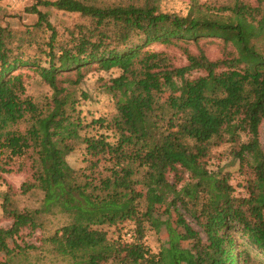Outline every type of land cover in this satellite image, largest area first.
<instances>
[{
	"label": "trees",
	"instance_id": "1",
	"mask_svg": "<svg viewBox=\"0 0 264 264\" xmlns=\"http://www.w3.org/2000/svg\"><path fill=\"white\" fill-rule=\"evenodd\" d=\"M163 2L27 0L22 25L0 18V222H10L0 252L9 251L6 235L32 234L43 215L62 214L68 222L42 244L63 264H264V0L192 3L186 14ZM53 11L83 21L59 29ZM210 45L221 55L211 57ZM95 72L110 75L92 93L84 86ZM32 75L48 87L40 100L27 93ZM133 81L175 96L135 95ZM100 93L113 110L96 116L89 107ZM224 145L243 177L237 185L212 167ZM77 150L80 168L68 162ZM12 173L26 176L22 195L41 192L39 208L19 207ZM151 195L168 222L177 213L191 249L171 223L162 248ZM149 230L158 252L145 242ZM39 249L18 245L5 264H43L30 257Z\"/></svg>",
	"mask_w": 264,
	"mask_h": 264
},
{
	"label": "rangeland",
	"instance_id": "2",
	"mask_svg": "<svg viewBox=\"0 0 264 264\" xmlns=\"http://www.w3.org/2000/svg\"><path fill=\"white\" fill-rule=\"evenodd\" d=\"M11 0H0V18H4V22L7 21L13 27H19L22 25V21L18 17V12L23 11V6L21 4H12L10 3ZM109 1H119V0H109ZM251 4L255 2V0H247ZM234 0H164L163 9L165 11L171 12H180L186 14L188 12L189 6L192 3L200 5H226L233 3ZM11 4V5H10ZM52 22H54L59 29L63 28H72L75 25L82 23L83 19L79 15H70V14H63L61 12L53 11V15L51 16ZM203 45L204 42H201ZM208 47V54L211 57H218L221 55V51L216 45H210ZM192 50H196L195 47H192ZM171 54L175 56L176 62L181 63L185 62V55H183L182 51L179 49H170L168 50ZM31 75V73L29 72ZM117 73H114L116 75ZM110 74L104 73H91L88 77L87 84L84 86L86 89H91L92 93L100 92L98 78L100 76H109ZM95 89V90H94ZM129 90L132 91L135 95L142 96V97H150L154 101L157 102H166L170 100L172 97L175 96L173 92H166L164 94H158L156 92L150 93L144 88L137 87L135 81L129 84ZM48 92V87L35 75L28 78L27 81V93L28 95L32 96L33 98L40 100L44 94ZM90 110L95 113L96 116L100 114H108L112 112V99L106 95L100 93L98 98L92 102L90 105ZM87 112V111H86ZM260 141L262 144V148L264 150V124L261 127L260 132ZM230 145H224L222 147L216 148L214 150V159L212 163L213 168H217V166H221L224 168V171H231L234 176V184L237 185L242 181V176L239 175L238 166L237 164H233V159L230 156ZM68 162L71 166L75 168H80L82 166V154L79 150L74 152L68 157ZM9 181H11L18 190V195L16 197L18 205L22 209H36L39 208L42 204L43 195L39 191L31 192L27 195H22L19 192L21 184L26 180L25 174H18L12 173L7 176ZM152 182H146L145 186H143L144 192L148 188L152 186ZM6 188L5 186L0 187V191H4ZM154 195V194H153ZM150 196V208H151V217L157 227L156 230L159 231L161 238H162V248L168 249L169 247V235L167 233L168 223L173 225L175 229L178 230L179 234L181 235L182 245L185 248H192L193 246V238L190 236H186L185 232L183 231L182 227L179 225L177 213H173V217L171 221H167V217L163 213L164 207L155 196ZM153 196V197H152ZM2 215L1 211V200H0V217ZM189 221H192L191 218L188 216ZM42 220V229H38L32 234H29L28 231H25L21 238H12L10 235H6V241L9 246V251L0 252V264H5L8 259V255L14 252L18 245L23 246L24 244H34L39 246V250H33L31 252L30 257L34 260L36 256L39 254L44 256L42 259L43 264H63V261L58 260L56 261L54 257L49 254V246L46 244H42L43 238L51 236L55 233V231L62 227L64 224L68 222V219L65 215L58 214V215H43L41 217ZM8 228L10 227L9 221H1L0 228ZM146 244L154 251L158 252L160 244L158 242L157 236L155 235L154 231H148L146 238ZM161 248V249H162ZM24 257V256H21ZM23 259V258H21ZM185 259V258H184ZM182 260L183 264H194L193 261H186Z\"/></svg>",
	"mask_w": 264,
	"mask_h": 264
},
{
	"label": "built area",
	"instance_id": "3",
	"mask_svg": "<svg viewBox=\"0 0 264 264\" xmlns=\"http://www.w3.org/2000/svg\"><path fill=\"white\" fill-rule=\"evenodd\" d=\"M26 1H27V0H11V3L17 5V4H23V3H25Z\"/></svg>",
	"mask_w": 264,
	"mask_h": 264
},
{
	"label": "crops",
	"instance_id": "4",
	"mask_svg": "<svg viewBox=\"0 0 264 264\" xmlns=\"http://www.w3.org/2000/svg\"><path fill=\"white\" fill-rule=\"evenodd\" d=\"M9 1V0H8ZM10 3H11V1H10Z\"/></svg>",
	"mask_w": 264,
	"mask_h": 264
}]
</instances>
